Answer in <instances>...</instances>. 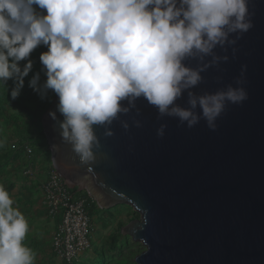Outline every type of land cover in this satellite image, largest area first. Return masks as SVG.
<instances>
[{
  "label": "clouds",
  "instance_id": "9594fccd",
  "mask_svg": "<svg viewBox=\"0 0 264 264\" xmlns=\"http://www.w3.org/2000/svg\"><path fill=\"white\" fill-rule=\"evenodd\" d=\"M253 15L250 0H0V82L13 79L15 100L33 70L30 54L46 45L39 57L46 81L40 83L37 72L28 86L41 99L49 90L58 96L57 111L64 117L58 121L60 136L82 164L94 161V149L101 147L94 125L104 126L105 136L113 135L114 121L127 131L129 122L121 116L135 110L132 125L142 127L138 98L155 107L157 119L177 118L188 128L203 119L215 131L230 104L248 99L247 65L236 86L194 89L209 68L223 71L229 48L235 57ZM185 93L182 106L177 101ZM49 116L57 121L56 111ZM166 127L159 126L158 137ZM13 204L0 184V264H34L35 253L24 243L28 221Z\"/></svg>",
  "mask_w": 264,
  "mask_h": 264
},
{
  "label": "water",
  "instance_id": "95a60500",
  "mask_svg": "<svg viewBox=\"0 0 264 264\" xmlns=\"http://www.w3.org/2000/svg\"><path fill=\"white\" fill-rule=\"evenodd\" d=\"M253 27L237 42L218 71L202 73L194 91L214 92L247 65L248 99L229 105L210 130L202 119L188 128L177 118L157 119L154 106L138 98L142 127L126 131L114 121L112 136L94 125L101 147L95 160L82 164L60 136L59 98L43 116V127L56 170L85 188L100 208L131 206L140 219L122 233L144 245L137 264H264V0H250ZM219 52V49H217ZM224 54V53H220ZM195 67V61H186ZM217 76H222L218 83ZM186 93L177 102L185 105ZM56 111L57 121L49 116ZM166 124L165 135L156 130ZM58 145L57 151L52 150Z\"/></svg>",
  "mask_w": 264,
  "mask_h": 264
},
{
  "label": "rangeland",
  "instance_id": "374dc122",
  "mask_svg": "<svg viewBox=\"0 0 264 264\" xmlns=\"http://www.w3.org/2000/svg\"><path fill=\"white\" fill-rule=\"evenodd\" d=\"M40 45L30 54L29 59L33 61V70L24 78V87L18 99H24L30 108V117H34V112L41 111L49 105L55 93L48 91L47 98L41 99L40 96L28 86L29 80L37 73H40V83L46 81L43 64L40 61ZM45 52L48 50L45 45ZM11 62V61H10ZM27 61H20L22 67ZM34 127V120H29ZM34 130L37 134L44 135V139L36 142H27L33 150L41 147L43 150L40 155L34 154L32 159H27L20 144L18 134H15L11 125L0 117V145L1 155L6 156L3 160L4 168L7 173L0 176V184L4 185L13 199L14 207L19 208L26 217L29 224V231L24 242L28 247L39 246L41 250L35 253L36 264H64L53 255L52 237L56 230L55 219L52 218L45 204V195L42 184L47 176V170L51 166V150L45 137L42 120ZM18 147L13 148V145ZM19 151L23 159L22 163L14 162L13 154ZM84 192L88 193L85 184L79 183ZM90 196V195H89ZM92 197V196H91ZM93 198V197H92ZM94 199V198H93ZM95 200V199H94ZM97 203V200H95ZM97 206L99 207L98 203ZM140 214L131 206L119 204L109 209L99 207L97 216L92 218V243L88 254L79 264H137L135 258L144 250V245L135 242L131 236L124 235L122 228L132 221L140 219ZM114 243L116 247L113 248Z\"/></svg>",
  "mask_w": 264,
  "mask_h": 264
},
{
  "label": "built area",
  "instance_id": "2783aa9c",
  "mask_svg": "<svg viewBox=\"0 0 264 264\" xmlns=\"http://www.w3.org/2000/svg\"><path fill=\"white\" fill-rule=\"evenodd\" d=\"M21 147L25 156L32 159L31 145L23 142ZM42 188L49 215L59 220L52 237L53 253L64 264H79L91 248L94 230L84 189L61 175L53 164L47 170Z\"/></svg>",
  "mask_w": 264,
  "mask_h": 264
},
{
  "label": "trees",
  "instance_id": "16d2710c",
  "mask_svg": "<svg viewBox=\"0 0 264 264\" xmlns=\"http://www.w3.org/2000/svg\"><path fill=\"white\" fill-rule=\"evenodd\" d=\"M44 47L45 45H40L39 47L40 54L45 52ZM14 87H15V84H14L13 79H9L4 83L0 82V117L11 125L15 134H18L21 145H23V142H29V141L36 142L37 139L38 140L44 139V135H41V134L36 135V131L34 130V127L37 125L36 122L40 124L41 120H42V127H43V116L45 112L47 111V109L52 104L53 100L51 101L49 105L42 108L41 111L34 112L33 113L34 117L32 118L30 117V108L28 104H26V101L24 99L16 98L15 100H13L11 98L10 92ZM30 119H32V121L34 120V123H35L34 127H32L31 124L29 123ZM42 150L43 149L41 147H39L36 150H33V156L34 154L40 155L41 153H43ZM1 151H2V148L0 145V176L3 177L5 176V173H7L4 168V164H3V160L6 158V156L1 155ZM26 158L29 159L27 156ZM13 159H14V162L17 161L18 163H22L23 161L21 157V153L19 151L13 154ZM83 197L87 201L86 205H87L88 214L92 220L94 216H97L99 207L97 206V203L95 202V200L91 196H89L88 193L84 192ZM58 222L59 220L57 219L56 223ZM115 247H116V244L114 243L113 248ZM31 249L35 251V253L37 250H41L39 246H36V245H33ZM53 255L55 256L54 253ZM34 264L36 263L34 262Z\"/></svg>",
  "mask_w": 264,
  "mask_h": 264
},
{
  "label": "crops",
  "instance_id": "0c3cea01",
  "mask_svg": "<svg viewBox=\"0 0 264 264\" xmlns=\"http://www.w3.org/2000/svg\"><path fill=\"white\" fill-rule=\"evenodd\" d=\"M45 180H46V178H45ZM45 180H44V182H45ZM42 186H43V184H42ZM56 220H57V219H55V222H56ZM56 224H57V223H56Z\"/></svg>",
  "mask_w": 264,
  "mask_h": 264
}]
</instances>
